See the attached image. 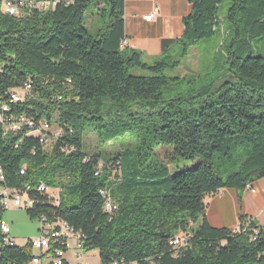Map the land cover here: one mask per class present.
I'll return each instance as SVG.
<instances>
[{"label": "trees", "instance_id": "16d2710c", "mask_svg": "<svg viewBox=\"0 0 264 264\" xmlns=\"http://www.w3.org/2000/svg\"><path fill=\"white\" fill-rule=\"evenodd\" d=\"M34 1L50 6L12 16L0 0V94L30 81L12 112L63 129L41 143L3 134L0 125L3 183L59 190L57 208L32 190L38 202L26 210L30 218L53 211L84 235L86 251L98 250L100 264L121 257L141 264H264V229L254 220L241 215L233 231L210 226L205 216V196L233 187L241 199L247 185L264 177V55L252 53V41L264 37V0H229L228 79L213 101L190 112L183 105L209 96L222 69L200 77L196 92L168 99L165 90L183 79L167 71L213 36L221 0H188L181 36L163 40L152 62L123 45L124 0ZM89 132L101 145L125 136L134 142L104 158L87 156ZM162 147L170 148V163L192 165L171 173L157 154ZM103 188L117 205L112 213L103 210ZM178 230L189 241L174 256L168 239ZM32 253L30 245L15 246L0 260L26 264Z\"/></svg>", "mask_w": 264, "mask_h": 264}, {"label": "built area", "instance_id": "2783aa9c", "mask_svg": "<svg viewBox=\"0 0 264 264\" xmlns=\"http://www.w3.org/2000/svg\"><path fill=\"white\" fill-rule=\"evenodd\" d=\"M56 3V0L52 2L53 5ZM49 6L50 3L46 1L7 0L3 1L2 10L5 14L16 16L24 9L43 10ZM151 17L152 14H149L144 18L150 20ZM30 88V81L25 82L21 87L25 92ZM16 89H10L0 94V125L3 128V134L34 136L41 143L62 136L63 129L55 125L54 127L46 119L37 121L24 113L14 114L12 112V105L20 103L24 97V94L18 93ZM70 150H73V147H70ZM23 172L24 170L21 169L20 173ZM3 181L0 174V210L13 207L34 210L38 202L37 197L36 202H28V195H34L32 190L36 192V195L45 196L46 202L54 208L59 206V190L57 188L48 187L44 183H38L33 189L30 184L22 188L10 187ZM100 193L104 197L103 210L107 213L115 211L117 205L109 196L108 190L103 188ZM52 214V217L42 214L36 219L39 222L38 234L33 238H28L23 245L17 244L15 238L10 235L8 224L0 221V258L2 251L6 248L30 245L33 253L26 264H90L85 256L84 235L76 234L75 230L65 229L63 224H58L53 211ZM237 230L238 227L233 231ZM254 232L256 233L257 230ZM186 241H189V233L184 230H178L168 239V245L174 256H177L186 247ZM0 264L16 263L10 260L3 262L0 260ZM108 264H141V262L129 261L121 257L111 260Z\"/></svg>", "mask_w": 264, "mask_h": 264}, {"label": "rangeland", "instance_id": "374dc122", "mask_svg": "<svg viewBox=\"0 0 264 264\" xmlns=\"http://www.w3.org/2000/svg\"><path fill=\"white\" fill-rule=\"evenodd\" d=\"M229 5V0L220 1L217 11L218 24L213 36L205 38L194 45L189 55L181 59L179 67L172 71H167L168 75L179 76L183 79L178 87L165 90V97L168 99L174 97L177 93L187 94L190 88H193V91L196 92L201 86L199 82L200 77L212 69H217V67L218 69H222L221 78L214 85L210 95L198 96L192 103L183 105L185 111H196L204 104L213 101L218 96V86L228 79L227 65L224 64V61L227 57L226 47L229 43V39H227L229 28L226 21ZM252 53L253 55H264V37L252 41ZM153 59L145 58V61L152 62L154 61ZM16 91L20 94L26 93L21 88H17ZM135 110L138 109L135 108ZM144 117L149 116L146 114ZM83 142V149L86 151L87 156L101 155V158H104L107 155H113L126 147L132 146L134 141L131 137L125 136L124 138H118L101 145L98 142L96 134L89 132L84 135ZM169 152L170 148L168 147L157 149L158 156L168 164L171 173H176L192 165L190 162L184 160L170 163L167 159ZM0 220L8 224L10 235L15 238L16 243L19 245L25 244L28 238H33L38 234L39 222L31 219L23 208L13 207L3 210ZM85 256L90 264H99L97 249L85 251Z\"/></svg>", "mask_w": 264, "mask_h": 264}, {"label": "crops", "instance_id": "0c3cea01", "mask_svg": "<svg viewBox=\"0 0 264 264\" xmlns=\"http://www.w3.org/2000/svg\"><path fill=\"white\" fill-rule=\"evenodd\" d=\"M188 0H124V46L141 50L145 58L161 53L163 40L183 32V17L191 12ZM152 14L150 20L145 16ZM205 216L210 226L234 230L246 216L264 229V177L247 185L242 198L233 187L220 188L205 196Z\"/></svg>", "mask_w": 264, "mask_h": 264}, {"label": "bare ground", "instance_id": "6f19581e", "mask_svg": "<svg viewBox=\"0 0 264 264\" xmlns=\"http://www.w3.org/2000/svg\"><path fill=\"white\" fill-rule=\"evenodd\" d=\"M3 1H7V0H3ZM1 178H2V180L4 179L2 175H1ZM28 202H33V199L30 198L29 195H28ZM56 220H57L58 224H63L64 227H65V229H67V230H74L73 227L68 226L66 223L62 222L61 220H58V219H56ZM76 234H80V233L78 231H76Z\"/></svg>", "mask_w": 264, "mask_h": 264}]
</instances>
